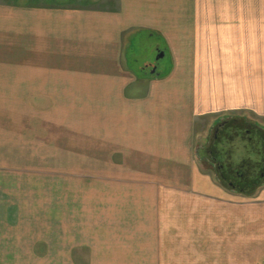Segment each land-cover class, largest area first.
<instances>
[{
  "label": "crops",
  "instance_id": "0c3cea01",
  "mask_svg": "<svg viewBox=\"0 0 264 264\" xmlns=\"http://www.w3.org/2000/svg\"><path fill=\"white\" fill-rule=\"evenodd\" d=\"M25 2L0 6V112L5 92H27L29 107L0 113V264H264V181L231 190L195 157L203 120L264 129V0H116L61 18L51 0ZM143 32L170 55L163 76L132 66ZM37 106L64 134L38 130ZM38 154L60 178L91 156L89 179L59 180V212ZM59 154L84 160L54 169Z\"/></svg>",
  "mask_w": 264,
  "mask_h": 264
},
{
  "label": "rangeland",
  "instance_id": "374dc122",
  "mask_svg": "<svg viewBox=\"0 0 264 264\" xmlns=\"http://www.w3.org/2000/svg\"><path fill=\"white\" fill-rule=\"evenodd\" d=\"M15 1L16 0H0V6L2 7L3 10H5L6 8H9L10 6H12L11 4L12 3L14 4ZM17 1H20L21 3H26L25 1L27 0H17ZM37 1H39L40 3H44V0H37ZM51 1H52V8H53V16L59 17V18H61L62 15L64 17L68 15L67 10H62V9H68V8H78L79 11L80 10H82L81 12L86 11V13H89V15H92L94 11H96V13L94 14L96 15L98 14V16L100 15L98 11L104 12L107 14L108 10L114 8L115 2H116V0H51ZM40 15H41V12L38 11V19L40 18ZM62 30H63V34L69 33L68 31L69 27L67 25L64 28H62V24L60 20H57V22L54 21L53 26H52V32H51L52 38H53L52 47L54 51L64 52V50H69L71 48V43L69 44L68 41H66L65 44L61 43L60 36H61ZM136 34L132 36L133 41H134V46H135L134 52L129 53L130 57H133V59H135V61H132L133 68L136 69L138 72H142L146 67L150 68L151 66H153L148 72L151 73L156 68L157 69L156 73H160L163 76L172 67V60L170 58V55L166 53L164 54V56H161V54L163 55L164 50H159V51L157 50L158 47L164 49V45L162 44V42L159 41L158 37L156 36L149 37L147 36L146 32H143L141 34L140 33L139 34L136 33ZM63 61L65 65H69L67 63L68 60L63 59ZM55 62L56 60L54 59L53 63ZM150 73H148V75ZM151 75H153V73ZM5 93L6 94H4V103L2 106L3 110L0 113H3L5 115L15 114L16 116L17 115L28 116L29 107H28V99L26 97L27 92H18L17 94L18 97L15 96L16 92H5ZM53 114L54 112L52 111V108H48V110L46 111L45 107L37 106L36 108L37 127H38V130L39 129H44L47 131L49 130V134L50 132H53L54 134H58L60 132L58 135L60 136L61 134H64V132L61 131L60 123L54 122L52 124L51 121H49L51 118H56ZM225 117H237V115L236 114H224V113L220 114L218 116V119L215 120L211 125L207 124L206 121L203 120L202 124L205 126V130L201 134L198 135L197 140H196L197 143L195 144V155H196L195 157L201 164L202 171L212 175L213 179H215L217 182H220V181L216 177L212 168L209 165H207L206 161H204L206 160V158L202 154L201 147H203L206 141L209 139V136L211 134V130L214 124L217 121H219L221 118H225ZM244 118L251 122L255 121L253 118H249L248 116H245ZM46 119H48V121H46ZM39 144H45L44 139H38L37 145L39 146ZM36 157H37V169L39 173V175L37 176L38 177L37 179L44 180V179L52 178V180L54 181V187L52 188L53 208H54V212L55 210L59 212L60 210V190H61V187H59V180L60 181L70 180L74 176L77 178L84 179V181L89 179L90 176H87V175L92 173L91 156H86L90 160L87 159L85 163H80L81 165L85 167L82 171L80 172L79 171L78 172L68 171L65 174L63 173L64 176H67L69 172L79 175V176H76V175L69 174L68 178H62V177L60 178L59 175L61 174V172L46 173L44 170V166H45L44 163L46 162V159H48V156L44 154H38ZM80 158H81V162H83L84 156H80L79 158L75 156L74 160H72L68 156H62L59 154V155H54L51 159L53 160V163H54L53 168L59 169L60 166L66 165L68 162H75V163L80 162L79 161ZM51 174H54V175L50 176ZM78 189L87 190L88 188L79 187ZM47 201H51L50 198H47Z\"/></svg>",
  "mask_w": 264,
  "mask_h": 264
},
{
  "label": "flooded vegetation",
  "instance_id": "af4514ba",
  "mask_svg": "<svg viewBox=\"0 0 264 264\" xmlns=\"http://www.w3.org/2000/svg\"><path fill=\"white\" fill-rule=\"evenodd\" d=\"M201 148L204 161L231 190L251 193L264 181V129L257 123L221 118Z\"/></svg>",
  "mask_w": 264,
  "mask_h": 264
},
{
  "label": "water",
  "instance_id": "95a60500",
  "mask_svg": "<svg viewBox=\"0 0 264 264\" xmlns=\"http://www.w3.org/2000/svg\"><path fill=\"white\" fill-rule=\"evenodd\" d=\"M161 56H163V55L161 54ZM153 71H155V70H153Z\"/></svg>",
  "mask_w": 264,
  "mask_h": 264
}]
</instances>
